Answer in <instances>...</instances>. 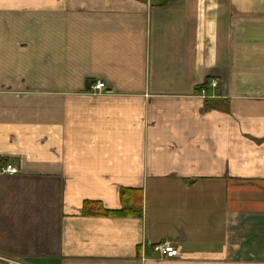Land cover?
I'll list each match as a JSON object with an SVG mask.
<instances>
[{
	"label": "crops",
	"instance_id": "obj_1",
	"mask_svg": "<svg viewBox=\"0 0 264 264\" xmlns=\"http://www.w3.org/2000/svg\"><path fill=\"white\" fill-rule=\"evenodd\" d=\"M7 165L0 264H264V0H0Z\"/></svg>",
	"mask_w": 264,
	"mask_h": 264
},
{
	"label": "built area",
	"instance_id": "obj_2",
	"mask_svg": "<svg viewBox=\"0 0 264 264\" xmlns=\"http://www.w3.org/2000/svg\"><path fill=\"white\" fill-rule=\"evenodd\" d=\"M211 85L213 88H215V82H211ZM105 89V85L103 83H97L93 87V91L99 92L101 90ZM17 171L12 165H7L4 168L0 170V173L6 174V175H12L15 174ZM154 252L159 253L161 256L167 258V259H174L178 257V249L176 246H174L171 243H163L160 245L154 246L153 249Z\"/></svg>",
	"mask_w": 264,
	"mask_h": 264
},
{
	"label": "trees",
	"instance_id": "obj_3",
	"mask_svg": "<svg viewBox=\"0 0 264 264\" xmlns=\"http://www.w3.org/2000/svg\"><path fill=\"white\" fill-rule=\"evenodd\" d=\"M124 195V194H123ZM125 210H122L121 212H124ZM127 212H129V211H131L132 212V210L131 209H128V210H126Z\"/></svg>",
	"mask_w": 264,
	"mask_h": 264
}]
</instances>
